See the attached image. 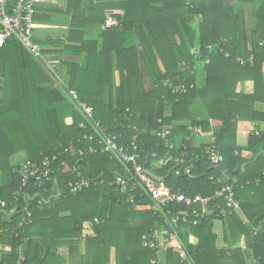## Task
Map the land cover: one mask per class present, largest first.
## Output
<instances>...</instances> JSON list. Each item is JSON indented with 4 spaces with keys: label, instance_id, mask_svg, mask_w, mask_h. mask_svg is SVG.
<instances>
[{
    "label": "trees",
    "instance_id": "trees-1",
    "mask_svg": "<svg viewBox=\"0 0 264 264\" xmlns=\"http://www.w3.org/2000/svg\"><path fill=\"white\" fill-rule=\"evenodd\" d=\"M244 4L251 5L248 24ZM56 10L70 15L69 31L64 39L39 45L83 58L78 63L62 61L68 68V87L92 107L94 119L109 133L129 137L133 132L127 126L135 125L141 148L152 150L159 125L184 121L183 126L175 125L172 138L196 154L202 146L195 148L193 139L185 137L209 133L210 121L220 124L212 144L224 158L226 183L235 188L241 211L221 219L222 238L231 249L217 248L212 220L197 227L179 225L178 242L169 244L163 263L180 264L177 251L184 249L194 264H248L243 250L236 248L242 239L253 264H264V0H67ZM108 19L117 25L105 27ZM88 30L97 37L86 38ZM222 40L229 58L208 55L209 63H201L205 74L201 88L175 96L163 87L165 80L180 75L182 63L196 64L197 53L207 55L206 47ZM250 55L252 65L241 66L239 60ZM40 66L16 41L9 40L0 49V200L5 202L0 210L9 216L7 223L0 221V245L12 249L9 256L0 255V264H65L56 250L67 246L70 253L77 252L84 229L94 234L85 239L88 264H152L157 253L142 247L143 237L153 232L156 222L149 201L137 209V201H128V189L109 186L119 164L87 152L90 142L83 136L94 135L93 130L80 127L83 116ZM181 75L185 83L196 84V75L189 71ZM246 81L253 82L251 95L238 91ZM196 101L205 112L202 121L190 110ZM167 108L170 115L164 117ZM249 130L258 134L250 135L246 146H238L237 134ZM79 148L82 156L70 155L71 149ZM21 152L23 161L35 164L44 156H57L45 193L32 180L18 192L17 171L23 161L14 166L10 159ZM61 162L68 172L63 173ZM206 167L202 163L197 171ZM209 171L221 176L219 170ZM159 173L165 185L186 195L205 196L218 186L207 175L175 176L170 167ZM80 178L107 181L69 194L67 184ZM41 199L45 203L37 207ZM26 206L29 224L20 226ZM190 238L196 242L190 243ZM20 246L25 249L22 258Z\"/></svg>",
    "mask_w": 264,
    "mask_h": 264
},
{
    "label": "built area",
    "instance_id": "built-area-1",
    "mask_svg": "<svg viewBox=\"0 0 264 264\" xmlns=\"http://www.w3.org/2000/svg\"><path fill=\"white\" fill-rule=\"evenodd\" d=\"M67 0H0V49L7 41L18 42L21 47L42 66L45 73L53 83L59 84L62 93L75 106L83 116L85 123L80 127L86 129L90 127L93 134L83 136V140L90 142L87 152L90 155H106L110 160L119 164V170L113 174L108 181L109 186L116 189H128L127 198L131 204L137 201V209H144V201H149L148 209L153 213L156 220L155 228L149 236L143 237L145 245L157 253V260L152 264H164L171 242L179 239V225L199 226L201 223L212 220L213 223H221V219L234 213L240 212V204L236 198L233 185L226 183V170L223 169L224 158L218 154L212 142L205 144L204 148L196 154L189 152L185 143L177 138H172V130L175 125H159V129L154 132L156 143L152 150H143L140 146L139 136L135 125H128L127 129L133 134L126 137L123 134L115 135L108 132L107 128L101 126L100 121H96L93 116L92 107L83 103L76 91L63 84L64 66L59 58H49L43 53L42 47L32 38V24L34 15L40 8L55 7L63 8ZM117 21L108 19L105 27L116 26ZM226 41L222 40L216 46H207V55L199 52L195 55V61L199 63H209L208 55L222 54L229 58V54L224 50ZM204 59V60H203ZM196 62V63H197ZM253 55L247 59H240L241 66L252 65ZM181 73L174 80H165L162 85L172 95L180 96L188 93L196 87L195 83H185L182 75L185 72L195 75L196 64L189 62L181 64ZM161 124V120H157ZM257 135V131L249 130L247 135ZM198 136L191 133L185 137V141ZM68 153V150H66ZM71 156H82V149H71ZM58 163L57 156H44L39 164L24 160L17 173L21 180L19 191L25 188L30 180L40 191L46 192V185L55 174L52 166ZM202 163L209 167L198 172V166ZM54 165V166H55ZM63 173L69 171L65 162H61ZM170 167L175 176L184 175L189 179H196L202 175H207V180L217 188L207 195L194 194L186 195L176 192L164 183V176L159 171ZM221 171V176L216 177L213 171ZM200 175V176H199ZM107 180L96 178H80L67 184L66 189L69 194H79L92 186L106 183ZM246 184H249L247 182ZM57 195L60 192L57 190ZM37 193L29 198L33 200ZM45 203L44 199L37 201V207ZM5 207V202L0 200V208ZM31 212L24 209V218L21 225H28ZM97 222V220H95ZM180 264H194L184 249L177 251Z\"/></svg>",
    "mask_w": 264,
    "mask_h": 264
},
{
    "label": "crops",
    "instance_id": "crops-1",
    "mask_svg": "<svg viewBox=\"0 0 264 264\" xmlns=\"http://www.w3.org/2000/svg\"><path fill=\"white\" fill-rule=\"evenodd\" d=\"M245 5L246 6L243 5L244 11L246 13L247 12L250 13L251 5L250 4H245ZM46 8H51V7H44V9H46ZM53 8H55V7H53ZM55 9H57V8H55ZM92 32H93V30H88L86 32L87 33L86 38H90V39L96 38L97 37V33L96 32H94L93 36H90V34ZM66 35L67 34H65L64 37H62L61 39H64L66 37ZM54 39H56V38H54ZM48 40H50V39H48ZM35 42L38 43L37 41H35ZM40 46L42 47L43 51L46 52V53H44V52L43 53L47 57H49V58H59L60 60H62L64 62V64L68 63V62H76V63L82 62L83 58H79L78 56H75V55H72V54H69V53H66V52H63V51H62V53L60 52V54H58V53L55 52V50H54L55 48H53L51 46H46V45L45 46L44 45L43 46L40 45ZM58 50H61V48H58ZM40 67L42 68V66H40ZM65 71H66V73H65ZM44 73H45V71H44ZM64 74H66V77H67L68 68H67L66 65L64 66ZM195 75H196V78H195L196 86L198 88H201L203 86V84H204V78H205L203 66H202V82H203V84H201V85L199 84V77L197 76V72H196ZM46 76L49 79L47 74H46ZM263 77H264V65H263ZM50 81L52 82L51 79H50ZM114 81H115V85L118 86L119 85L118 72L114 73ZM52 84L54 85L55 88H59L60 87L59 84H57V83H53L52 82ZM238 91L243 93V94H245V95H251L253 93V82L246 81V82L240 83L238 85ZM261 107L263 108L262 105H261ZM257 108H260V107L257 106ZM190 110H191V113L194 114L197 117V120L202 121V120L205 119V112L201 108V106H200L198 101H196L190 107ZM166 111L170 112L171 109L167 108ZM169 115H170V113H169ZM164 116L168 117V116L165 115V113H164ZM66 122L69 124L71 122V120L67 119ZM209 123H210V132L209 133L201 134V135H198V136L193 138V146H195V148L198 149V148H200L202 146L201 149H203L205 144H207L209 142H212L214 130H215V128H218L220 124L217 123V122H213V121H210ZM173 124L174 125H178V126H183V125H185V122L184 121H175V122H173ZM247 132L248 131L237 134L236 142H237L238 146H240V147L246 146L247 140L249 138V135H247ZM198 138H200V141L198 140ZM19 157H21V156L20 155H15L14 157H12L10 159L11 164L14 165L13 161L15 159L19 158ZM0 212L2 213V217L0 218L1 223H7L8 222V218H9L8 214H5V212L1 211V210H0ZM238 214L241 215V211L238 212ZM241 218L243 219L244 217L241 216ZM213 229H214V233L217 236V248L220 249V250H226V251L228 249H231L229 241H224L223 238H222V223H218V224L214 225ZM93 235L94 234H93L92 230L84 229L83 232H82V237H81L77 252L70 253L69 252V248L67 246H62V247L58 248V250H56L57 251L56 255L61 257L64 260L65 264H88V260L89 259L85 255V239H86V237H92ZM243 247H244V242L241 239L239 242H237L236 248L243 250L244 256L248 258V264H253V260L249 256V254H250L249 251L244 250ZM23 248L20 246V249H19V257H21V258L23 256L24 250H25ZM11 252H12V249H11L10 245H0V255L9 256L11 254Z\"/></svg>",
    "mask_w": 264,
    "mask_h": 264
},
{
    "label": "rangeland",
    "instance_id": "rangeland-1",
    "mask_svg": "<svg viewBox=\"0 0 264 264\" xmlns=\"http://www.w3.org/2000/svg\"><path fill=\"white\" fill-rule=\"evenodd\" d=\"M233 3L234 4L232 6H235V7L240 6L237 2H233ZM244 6L246 5L244 4ZM244 17L246 19V22L248 23L250 19V14L248 12L247 13L244 12ZM69 26H70V15H68L67 13L63 11H58L53 7L49 9L41 8L38 10V12L34 15V18H33L32 38L34 41H37L40 44L45 43L48 39H54V38L59 39V38L64 37V35L68 33ZM90 29H94V28H90ZM93 34H94V31L90 34V36H93ZM196 70H197L196 71L197 76L199 77V84L201 85L203 84L201 63L199 62L196 63ZM63 84L65 86H68V75L66 77V74L64 76ZM147 88H149V85L147 86ZM169 113L170 112L165 111L166 116H168ZM198 140L200 141V138H198ZM16 155H20L21 157L13 161L14 166L17 165L19 162L23 161L24 159L23 152H21L20 154H16ZM216 224L218 223H215L214 225ZM189 242L195 243L196 240L190 238Z\"/></svg>",
    "mask_w": 264,
    "mask_h": 264
},
{
    "label": "water",
    "instance_id": "water-1",
    "mask_svg": "<svg viewBox=\"0 0 264 264\" xmlns=\"http://www.w3.org/2000/svg\"><path fill=\"white\" fill-rule=\"evenodd\" d=\"M142 247H143V248L145 247V243L142 244Z\"/></svg>",
    "mask_w": 264,
    "mask_h": 264
}]
</instances>
